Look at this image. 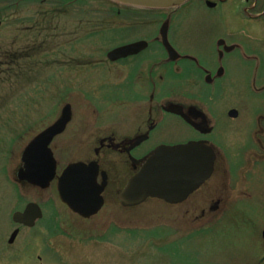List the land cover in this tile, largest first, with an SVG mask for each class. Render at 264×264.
I'll use <instances>...</instances> for the list:
<instances>
[{
	"label": "rangeland",
	"instance_id": "374dc122",
	"mask_svg": "<svg viewBox=\"0 0 264 264\" xmlns=\"http://www.w3.org/2000/svg\"><path fill=\"white\" fill-rule=\"evenodd\" d=\"M13 1L17 0H0V18L4 19L0 27V197L8 195L23 204L32 198L36 187L32 186L30 196H24L20 186L17 192L10 168L18 163L24 146L58 117L68 102L73 119L66 132L55 139V143L66 139L63 148L54 149L56 158L65 167L82 153H89L92 140L83 134L92 128L87 120L95 122L99 110V123H118L122 118L116 117L124 113L122 104L133 93L122 75L124 61H109L106 52L154 33L155 28H128L126 25L143 20L145 15L129 18L118 14L107 0H20L17 7L7 6ZM230 4L237 15L229 20L223 16L215 26L203 25L200 31L197 25L192 33L185 30L180 42L184 49L200 53L205 50L199 48L200 43L210 30L209 39L231 33L248 42L245 32L253 36L262 61L232 70L238 85L227 90L221 103L238 102L242 108L239 119L229 120L242 132L226 133L228 140L236 141L237 137L247 138L255 117L264 115V93L254 92L251 86L255 71L264 78V72L256 69L261 62L264 66V0L254 1L257 19L244 17L240 4L227 3L226 7ZM28 45L31 56L19 59V65L28 64L17 71L11 53ZM149 52L147 48L144 54ZM137 70L134 65L132 73ZM191 136L187 124L170 115L143 148L162 140L184 142ZM82 138L89 142L84 145ZM229 153L236 164V153ZM105 168L109 179L106 202L97 214L86 218L71 210L59 198L54 180L47 189L53 199L47 200L42 221L22 232L19 243L43 246L45 264H264L263 165L253 173L252 181L235 186V181L228 182L225 199L217 212L208 216L187 212L188 202L170 205L158 198L122 206L116 192L125 184L128 171L112 160L105 162ZM121 168L125 170L122 175L118 172ZM7 214L0 198V231L5 228Z\"/></svg>",
	"mask_w": 264,
	"mask_h": 264
},
{
	"label": "flooded vegetation",
	"instance_id": "af4514ba",
	"mask_svg": "<svg viewBox=\"0 0 264 264\" xmlns=\"http://www.w3.org/2000/svg\"><path fill=\"white\" fill-rule=\"evenodd\" d=\"M254 1L188 0L180 6L165 9L124 4L123 6L126 8L123 9V13L127 17L142 13L145 15L143 20L126 25L128 28L134 29L140 27L136 25H141L143 29H147L146 27L152 25L155 31L123 44L146 40L150 52L144 54L146 48L116 60L124 61L122 75H124V80L128 81L129 89H133V93L128 95L122 104L123 115L116 117L122 119L116 124L112 120L111 122L108 120V123L104 124L103 120L99 123V120L102 119L99 118L100 114L95 115L92 128L83 133L89 141L92 140L89 153H82L79 158L71 162L96 160L102 171L106 170L105 162L115 161L128 171L125 175L124 185H126L130 177L145 163V160L139 161L138 159L148 158L160 144L182 143L162 140L154 146L143 148V143L151 137L152 132L156 128H160L161 121L172 115L174 118L181 119L192 130V136L184 142L201 141L213 147L216 152L214 170L210 178L184 201L188 202L187 212H199L204 216L215 214L219 203L226 197L225 188L229 186L228 182L235 181L233 185L235 186L252 181L256 175L253 177V173L259 166H264V128L262 127L264 115L255 117L256 123L254 122L251 126L252 129L247 131V138L237 137L236 141H230L227 137L228 132L232 131L235 135L242 132L234 122H229V120L239 119L242 108L238 102L225 106L221 104L226 97L227 90H234L238 85L232 70L237 65L249 66L252 63H257L260 59L262 61V55L255 50L253 36L246 32L244 35L248 42L231 33L219 34L209 39L208 37L213 34L210 30L205 36L204 42L199 46V48L205 49L202 51L204 54L192 51L191 48L184 49L180 39L183 31L187 30L192 33L193 27L196 25L200 31L203 25L212 24L215 26L216 21L223 16L229 20L231 16L237 15V11L231 8V4L226 7L227 3H234L233 6L240 4L244 17L257 19L259 16L257 12H254L256 8ZM163 25L167 26L169 41L180 53L176 60H170L168 50L163 43L161 34ZM24 49L26 54H24ZM24 49L13 50L11 53L12 65L14 69L17 68V71L19 68L24 69V66L28 64L26 62L20 66L19 59L31 56V46L28 45ZM134 65L138 66L136 73H132ZM256 69L259 72H264L262 62ZM259 78L255 71L251 86L254 92L263 94L264 78ZM166 83L169 85L163 90ZM170 105L181 106L187 117L168 111L166 107ZM232 110H236L237 113L232 114ZM184 118H189L190 122ZM87 121L89 122V119ZM145 134H147V138L136 144V138ZM55 139L51 143L52 149L60 150L64 147L66 139L56 143ZM82 140L83 143L85 142L84 145L89 142L84 138ZM229 151L236 153V164H233ZM59 164L58 161V168H64ZM15 166L16 164L10 168L13 173L12 177L18 184L15 186V190L20 186L21 193L24 196H30L33 193L32 186H35L36 189L32 198L23 204L17 201L19 199H12L8 195L0 197L2 204L6 206V213H8L5 228L0 231V264H34L37 262L45 264L46 256L43 246L38 245L32 248L24 243H19V237L22 232L35 226L38 221H42L45 204L47 200L53 199V196L48 194V188H42L19 179L18 171L22 162L19 166ZM258 170H262V167ZM124 171L123 168L118 169L120 174L125 173ZM54 180L56 181V179ZM101 180L100 174L99 181ZM28 203H37L42 209V216L37 218L32 225L14 219V213L24 211ZM195 203L197 208H195ZM30 213L35 214L36 212L32 210ZM262 237L264 243V228Z\"/></svg>",
	"mask_w": 264,
	"mask_h": 264
},
{
	"label": "water",
	"instance_id": "95a60500",
	"mask_svg": "<svg viewBox=\"0 0 264 264\" xmlns=\"http://www.w3.org/2000/svg\"><path fill=\"white\" fill-rule=\"evenodd\" d=\"M114 1L142 7L169 8L179 6L187 0ZM161 34L170 59H177L179 53L168 40L166 25L162 26ZM147 46L146 40L121 45L110 50L108 58L117 60L135 54ZM166 109L187 117L179 105H170ZM231 113L236 114L237 111L232 110ZM72 117V104L66 103L59 118L31 139L22 152L23 164L19 168L18 177L42 188L49 187L57 177L61 200L74 212L88 218L97 214L105 204L103 192L108 184V174L105 170H100V164L96 160L71 162L58 174V162L51 143L57 135L65 131ZM185 119L190 121L189 118ZM146 138L147 134L137 137L136 144ZM215 159L216 152L213 147L201 141L160 144L148 158L138 159L145 160V163L129 179L119 192L118 198L123 206L138 205L149 197H158L170 203L183 202L211 176ZM32 210L36 213H30ZM41 216L42 210L37 203H29L23 213H14L15 220L31 225Z\"/></svg>",
	"mask_w": 264,
	"mask_h": 264
}]
</instances>
